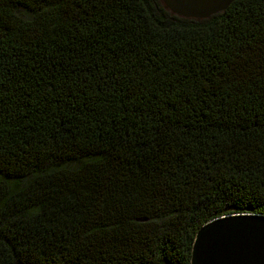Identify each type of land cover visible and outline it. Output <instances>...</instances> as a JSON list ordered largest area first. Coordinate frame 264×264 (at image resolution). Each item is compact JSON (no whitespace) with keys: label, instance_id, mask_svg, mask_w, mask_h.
I'll use <instances>...</instances> for the list:
<instances>
[{"label":"trees","instance_id":"obj_1","mask_svg":"<svg viewBox=\"0 0 264 264\" xmlns=\"http://www.w3.org/2000/svg\"><path fill=\"white\" fill-rule=\"evenodd\" d=\"M264 214V0H0V264H188Z\"/></svg>","mask_w":264,"mask_h":264},{"label":"water","instance_id":"obj_2","mask_svg":"<svg viewBox=\"0 0 264 264\" xmlns=\"http://www.w3.org/2000/svg\"><path fill=\"white\" fill-rule=\"evenodd\" d=\"M231 0H160L172 13L197 19L223 10ZM188 264H264V214L229 212L201 224Z\"/></svg>","mask_w":264,"mask_h":264}]
</instances>
